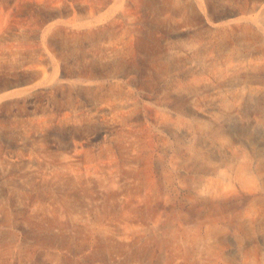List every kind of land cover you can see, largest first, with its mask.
Segmentation results:
<instances>
[{
    "label": "rangeland",
    "instance_id": "rangeland-1",
    "mask_svg": "<svg viewBox=\"0 0 264 264\" xmlns=\"http://www.w3.org/2000/svg\"><path fill=\"white\" fill-rule=\"evenodd\" d=\"M0 264H264V0H0Z\"/></svg>",
    "mask_w": 264,
    "mask_h": 264
},
{
    "label": "bare ground",
    "instance_id": "bare-ground-1",
    "mask_svg": "<svg viewBox=\"0 0 264 264\" xmlns=\"http://www.w3.org/2000/svg\"><path fill=\"white\" fill-rule=\"evenodd\" d=\"M237 175L241 179L242 182L245 183H254L255 182V176L253 173L249 170V168L246 165H240L237 168Z\"/></svg>",
    "mask_w": 264,
    "mask_h": 264
}]
</instances>
